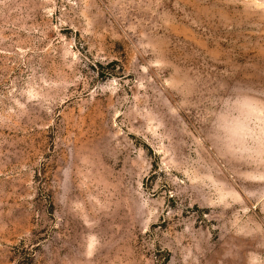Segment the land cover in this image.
<instances>
[{"label": "rangeland", "instance_id": "obj_1", "mask_svg": "<svg viewBox=\"0 0 264 264\" xmlns=\"http://www.w3.org/2000/svg\"><path fill=\"white\" fill-rule=\"evenodd\" d=\"M0 264H264V0H0Z\"/></svg>", "mask_w": 264, "mask_h": 264}]
</instances>
